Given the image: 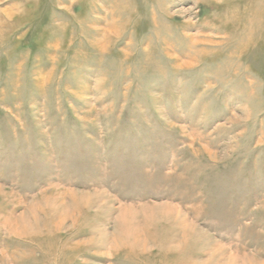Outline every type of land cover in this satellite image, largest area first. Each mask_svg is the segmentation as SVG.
<instances>
[{
  "label": "rangeland",
  "instance_id": "1",
  "mask_svg": "<svg viewBox=\"0 0 264 264\" xmlns=\"http://www.w3.org/2000/svg\"><path fill=\"white\" fill-rule=\"evenodd\" d=\"M0 264H264V0H0Z\"/></svg>",
  "mask_w": 264,
  "mask_h": 264
},
{
  "label": "bare ground",
  "instance_id": "2",
  "mask_svg": "<svg viewBox=\"0 0 264 264\" xmlns=\"http://www.w3.org/2000/svg\"><path fill=\"white\" fill-rule=\"evenodd\" d=\"M150 214H152V213H150ZM157 215V214H156ZM150 217V216H149ZM152 220H153V218H152ZM124 228V227H123ZM156 234V233H155Z\"/></svg>",
  "mask_w": 264,
  "mask_h": 264
}]
</instances>
